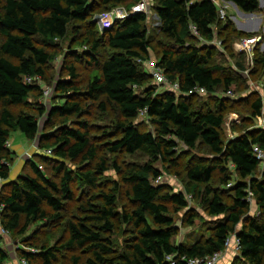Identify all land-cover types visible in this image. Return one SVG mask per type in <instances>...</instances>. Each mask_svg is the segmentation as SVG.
Here are the masks:
<instances>
[{"label": "trees", "instance_id": "obj_1", "mask_svg": "<svg viewBox=\"0 0 264 264\" xmlns=\"http://www.w3.org/2000/svg\"><path fill=\"white\" fill-rule=\"evenodd\" d=\"M141 1L0 0V177L6 181L0 192V224L11 235L23 236L33 223L58 221L66 204L74 201L75 187L95 189L113 170L126 187L121 215V186L113 182L112 188L101 192L99 203L91 197L81 206L89 216L69 221L62 243L53 248L48 236L38 244L36 254L21 250V258L30 264L38 258L43 264H54L56 253H61L69 255L70 264H172L167 257L175 256L176 264H186L184 259L223 252L234 234L241 247L234 264H264V169L253 153L254 146L264 149V128H248L226 140L224 135L227 114L242 102L249 103L252 120L263 116L264 100L257 92L239 99L227 96L229 91L237 94L233 87L240 81L248 88L250 80L224 65L233 44L258 34L236 30L230 18L222 21L213 0H154L159 21L154 32L163 42L147 28L150 14H132ZM223 1L235 3L246 14L262 12L259 0ZM120 7L130 16L101 31L94 22L96 13ZM191 25L199 36L192 33ZM71 31L78 40L66 55L74 59L66 65L68 76L52 86L44 85L59 43ZM261 37L256 68L250 75L253 82H259L264 71ZM216 38L223 42V51L203 42ZM106 48L111 53L105 58ZM243 55L231 53L235 59ZM84 59L92 67L85 89L77 85V64ZM154 59L183 92L200 86L208 94L188 97L170 88L158 91L146 68ZM237 65L244 68L240 61ZM41 81L53 90L49 105L40 102L44 97ZM83 97L100 114L113 116L114 130L108 133L115 140L103 147L90 134L87 118L92 112L83 106ZM144 110L152 131L143 130L137 122ZM42 119L47 121L46 133L40 130ZM14 132L32 142L42 138L44 153L32 162L29 174L9 181L16 153L7 145ZM188 151L209 157L188 163L184 189L155 184L162 176L158 165L168 171L178 169ZM121 155L143 157L146 163L123 169ZM249 192L257 204L254 216L249 215ZM187 195L212 220L207 236L177 244L180 213L187 211L183 221L188 225L199 217L190 210ZM122 224L129 226L128 236L117 251L112 234ZM82 250L87 258L76 254ZM8 259L0 246V264H7Z\"/></svg>", "mask_w": 264, "mask_h": 264}, {"label": "rangeland", "instance_id": "obj_2", "mask_svg": "<svg viewBox=\"0 0 264 264\" xmlns=\"http://www.w3.org/2000/svg\"><path fill=\"white\" fill-rule=\"evenodd\" d=\"M199 1V0H194ZM263 8L261 9L260 14H255L252 19L255 20L257 32L256 33H245V34H258V37L263 36L264 37V0H260ZM155 6V1L150 0V15L148 17L147 21V28L149 29L150 33L155 34L157 36L156 40H164L159 36V34L154 30L156 29L159 21L156 17V10L153 9ZM123 8V7H120ZM112 11V10H111ZM109 11V12H111ZM233 15L236 19V22L240 23V27L238 24L235 25L236 30L241 31V27L245 28L246 23H244L246 20L250 19V17L247 16H240L238 11L233 7L232 10ZM98 12L96 13V16L94 18V21L98 19L99 16L102 14H106ZM249 22V21H248ZM114 26V25H113ZM261 35V36H260ZM2 37L0 36V43H1ZM78 36H75V34L71 31L69 33V36L63 41L61 44L59 43V49H58V56L56 60L51 64L49 68V75L48 80L46 81V84L52 86L55 82L58 80H61L63 78H66L68 76V71L66 70V65H68V60L73 62L74 59L72 56L67 59L68 51L71 50V48L75 47L77 44ZM264 41V40H263ZM167 44L168 41H165ZM237 43V42H236ZM235 43V44H236ZM264 43V42H263ZM235 44H233V53L238 54L239 52L235 49ZM156 45V44H154ZM264 44L260 45L261 52L264 51L263 49ZM77 51L79 53H82L83 49L77 48ZM107 48L105 49V58L111 53L109 52ZM154 51V50H153ZM152 51V57H155L156 52ZM231 51V53H232ZM227 53L225 54L227 56V63L224 65L230 66V70L235 73V75H242L243 78L246 79L245 71L248 69L249 66H252L250 62H248V57L246 54L241 56L242 58H233ZM224 56V57H226ZM237 56V55H236ZM217 59V57H215ZM238 59V60H237ZM87 59H84V62L77 64L78 65V74L80 76L79 80L77 81V85H79L81 88L85 89L88 81V76L90 71L92 70L91 65H88L86 63ZM102 62L104 59L101 60ZM154 61H156L154 59ZM240 61L244 68L242 69L237 65V62ZM153 62V61H152ZM219 64V63H217ZM223 66V65H222ZM91 67V68H90ZM147 71L150 72V69L148 66H146ZM256 68V64L254 69ZM237 75V76H238ZM245 76V77H244ZM253 77V76H252ZM251 79V78H250ZM253 81H255L252 78ZM243 81V80H242ZM33 83V82H32ZM154 84H156L155 81H153ZM41 87L44 88L45 86L43 83H40ZM157 85V84H156ZM233 90L237 93L235 95V99H239V97H246L254 92H257L259 96L262 97L264 100V86L258 87V89H255L251 87V85L247 88V85L240 81L237 85L233 87ZM158 91H165V88L158 86ZM254 98V97H253ZM34 99V98H33ZM43 100V99H41ZM82 103H84L83 106H85L86 110L89 112H92V114L87 118L88 122L90 123V134L94 136L95 143L101 144L98 145L100 147H103L106 143L115 140V137H109L108 132H112L114 130V123H112L111 119L113 118L112 115H103L100 114L95 108H91L89 105V101L86 97H83L80 99ZM42 102V101H40ZM44 103V102H43ZM51 104V101H47L44 104L49 105ZM108 117H110L108 119ZM90 118V119H89ZM250 115V105L248 102H242L237 107H234V110L227 114L226 116V124H225V140L228 138L236 135V132H243L246 131L248 128H264V109H263V116L258 119H251ZM138 124L143 130H154V127L152 126L149 119L146 118V116H139L137 119ZM46 119L41 120V133H46ZM50 129H48V132ZM97 138V139H96ZM97 141V142H96ZM43 144V139L38 137L35 141H29L26 139V137L21 132H14L11 135L10 142L8 143L9 146H19L17 150L13 149L12 146L10 149L16 153L15 161L11 166V169L14 168L13 174H15V178L13 181L17 180V178L21 175H26L31 172V164L32 162H38L39 159H37V156L41 153H44V149L41 148ZM189 156L184 159L182 162V167L175 169V170H165V167L162 165H158V168L162 170V176L163 180L160 184L168 185L172 188H175V190H183L184 186L186 184V166L191 161H196L198 158L203 157H209L208 154L200 153L198 151L191 152L188 151ZM119 160L121 161L122 168L127 169L130 164H136L140 163L141 165L146 163V159L143 157H124V155H121L119 157ZM262 170L264 169V164H260ZM231 166V165H230ZM75 168V167H72ZM46 170V169H45ZM219 177V174L216 175V178ZM107 181H110L109 183ZM118 183L121 186V191L118 196V213L121 215L123 206L126 207L127 197H126V187L124 186L123 182L120 180L119 175L115 171H110L106 173L105 178L101 180L98 187L95 189H90L87 187H84L82 189H77L75 187V199L73 202L66 204L65 206V212L62 214V218L58 221H55L53 223H49L46 225V223H33L30 228L28 229L27 233L23 236H18L16 234L11 235L10 233L5 234L3 233V228L0 226V246L3 248V250L6 251V253L9 256V259L7 261V264H21L23 258L22 257V251L26 252H32L37 253L39 251V248L37 247L38 244L45 242L46 238L49 236L51 237V247H55L57 244L62 243L67 238V223L69 221H78V218H83L84 216H89L88 213H84L81 209L82 205H85V202L87 200H91V197H95L96 199L93 201L94 203L100 202V194L101 192H104V190L112 188V183ZM215 182V181H214ZM215 185V183H214ZM3 187V186H2ZM2 187H0V192L2 190ZM189 208L190 210H195L199 217L194 220L193 225L186 224L183 219L185 217V214L187 211L185 210L183 213H180V219L178 220V226H179V233L176 236L175 243L179 244L181 242H188L193 243L197 239L205 237L208 235L207 229L209 228V222L212 220L211 217H209L205 211L204 208H202L200 205L197 204L195 201L189 202ZM257 204L255 200L253 199L250 204V212L249 215L254 216L257 215ZM47 226L49 227L47 229ZM241 227V226H240ZM240 227L238 229H240ZM129 229L128 225H121V229L117 230L115 233L112 234V239L115 243V250L119 251L122 249L124 245V241L128 236L127 230ZM22 250V251H21ZM86 251H78L76 254L81 255L84 258H87L89 255L85 253ZM58 254V262H55L54 264H70L69 262V255H64L61 253ZM235 253L233 250L229 252L227 255L224 256L222 264H234V257ZM238 256V255H236ZM30 264V263H29ZM31 264H43L41 259H36L31 262Z\"/></svg>", "mask_w": 264, "mask_h": 264}, {"label": "built area", "instance_id": "obj_3", "mask_svg": "<svg viewBox=\"0 0 264 264\" xmlns=\"http://www.w3.org/2000/svg\"><path fill=\"white\" fill-rule=\"evenodd\" d=\"M213 2L218 8L220 19L222 21L225 22L228 18L231 19L232 4L230 2H225L223 0H213ZM133 13L149 14L150 13V0H142L140 3L135 5L132 8V14ZM129 16H130V13L125 8H116V9L112 10L111 12H108L106 14H102L96 20H97V25H98L99 29L101 31H105V30H108L111 27H113V25L117 21L125 20ZM191 30H192V33L194 35L199 36L196 26L191 25ZM203 42H204V44L216 47L222 51L224 50L223 42L217 38L214 39L212 42H207V41H203ZM259 44H260V37H256V36L251 37V38H242L241 40H239L235 44V49L241 54H246L248 57V62H250L252 64V66H249L248 69L244 73L249 78L250 85L252 88H254V90L258 89V87L264 86V71H263L262 78L259 82H253L250 79V75L252 74L254 67H255V52H256V49L259 46ZM146 65L149 67V69H150L149 73L152 75L156 84L159 87L165 88V90L170 88L171 90H173L178 95H186L188 97H191V96L192 97L193 96H201L202 97V96H206L208 94L207 90L205 88L200 87V86H195L194 88L190 89L189 91L183 92L181 87H180V84L178 82L172 83L171 81H169V79L165 75L164 70L161 67H159V65L157 64L156 61L150 60L147 62ZM28 81L32 83L34 81V79L30 78ZM43 91H44V97H43L42 102H47L49 100L53 90H52V88L45 86L43 88ZM227 96L235 98V94L232 91H229L227 93ZM145 113H146V110L141 111V116H144ZM7 146H9V145H7ZM47 153L51 154L52 151L49 150V151H47ZM253 153H254L255 157L257 158V160L260 162V164H264V149L260 148L259 146H254ZM40 168L42 169V167H40ZM162 180H163V176H160L156 180L155 184H160L162 182ZM4 182H5V180L2 177H0V187L3 186ZM231 185H232V183L229 184V186H231ZM253 199H254V196H253L252 192H249V197H248L249 204H251ZM187 200H188V202H191L193 200L192 196L187 195ZM2 208H3V206H0V214L3 210ZM0 220H1V216H0ZM3 233L8 234L9 231H7L6 229H3ZM240 249H241L240 241H239L238 237L233 234L227 240V243H226V246H225V249L223 252L216 253L213 256L206 257L204 259L197 258V259H188V260L184 259V260L186 261V264H222L223 258L225 255H227L232 250L236 255H239ZM167 259L172 264H176L175 256H168ZM21 262H22L21 264H29L26 259H23Z\"/></svg>", "mask_w": 264, "mask_h": 264}, {"label": "crops", "instance_id": "obj_4", "mask_svg": "<svg viewBox=\"0 0 264 264\" xmlns=\"http://www.w3.org/2000/svg\"><path fill=\"white\" fill-rule=\"evenodd\" d=\"M261 2V1H260ZM235 8V7H234ZM236 9V8H235ZM262 9V8H261ZM237 11H238V13H239V15L240 16H245L244 14H242V11H240L239 10V8L238 9H236ZM232 14H233V12H232ZM254 16H256V15H253L252 17H250V16H247V17H250V19H248V20H246L244 23H242V24H245L246 23V27L245 28H242L241 27V31L243 32V30H246L247 31V33H256L258 30H257V28H256V23H255V20L254 19H252ZM231 20L234 22V24L236 25V24H238L239 25V27H240V23H238V22H236V19H235V17H234V15H231ZM249 21V22H248ZM244 33H246V32H244ZM263 49H264V47H263ZM12 146V145H11ZM11 146H9V148L11 147ZM12 148L13 149H15V150H17L18 148H19V146H12ZM13 171H14V168L12 169V172H11V177H10V180L9 181H13V179L15 178L14 176H15V174H13ZM20 177V176H19ZM18 177V178H19ZM6 183V181L4 182V184ZM2 187V186H1ZM1 189V188H0ZM0 226H1V224H0ZM1 228V227H0Z\"/></svg>", "mask_w": 264, "mask_h": 264}, {"label": "water", "instance_id": "obj_5", "mask_svg": "<svg viewBox=\"0 0 264 264\" xmlns=\"http://www.w3.org/2000/svg\"><path fill=\"white\" fill-rule=\"evenodd\" d=\"M259 2H260V0H259ZM230 3L233 5V7H235L236 9H238V7H237V5L235 3H232V2H230ZM260 8H263V5H262L261 2H260ZM242 14H244L245 16H250V17H252L253 15H255V14H252V13L251 14H246V13H243V12H242ZM231 15H233L232 12H231ZM94 22L97 24V20H95ZM243 32H247V31L246 30H243ZM262 39L263 38L260 37V42H261Z\"/></svg>", "mask_w": 264, "mask_h": 264}]
</instances>
